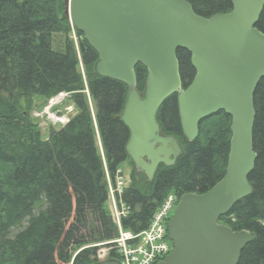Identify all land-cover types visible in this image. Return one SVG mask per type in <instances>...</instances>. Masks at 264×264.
Listing matches in <instances>:
<instances>
[{
  "label": "trees",
  "instance_id": "16d2710c",
  "mask_svg": "<svg viewBox=\"0 0 264 264\" xmlns=\"http://www.w3.org/2000/svg\"><path fill=\"white\" fill-rule=\"evenodd\" d=\"M187 1L207 18L233 9L232 0ZM65 10L64 0H0V264H94L99 247L92 245L117 236L106 207V170L114 175L126 161L133 166L126 148L130 130L119 119L128 87L94 73L98 53ZM257 28L264 33V9ZM177 56L186 88L196 70L187 50ZM136 73L142 94L147 68L138 64ZM61 93L70 95L77 113L44 139L31 117L34 99ZM254 101L253 192L220 219L234 231L255 234L238 264H264V77ZM157 118L183 151L174 165H161L152 182L133 167L123 194L130 213L122 225L135 233L149 227L169 194L210 190L228 162L232 119L225 112L204 119L194 141L184 135L177 94L164 101Z\"/></svg>",
  "mask_w": 264,
  "mask_h": 264
},
{
  "label": "water",
  "instance_id": "95a60500",
  "mask_svg": "<svg viewBox=\"0 0 264 264\" xmlns=\"http://www.w3.org/2000/svg\"><path fill=\"white\" fill-rule=\"evenodd\" d=\"M72 25L98 53L94 73L124 82L127 98L119 119L130 130L128 156L153 180L159 165L182 153L173 136L161 134L157 116L164 101L178 95L184 135L194 141L201 122L221 111L232 118L230 151L223 178L203 194L186 193L168 225L174 250L158 264H238L250 231L220 223L253 192L249 181L254 149L255 92L264 77V33L257 28L264 0H232L230 13L209 18L187 0H64ZM179 49L196 70L183 88ZM147 68L145 89H137L136 66ZM95 264H121L109 259Z\"/></svg>",
  "mask_w": 264,
  "mask_h": 264
},
{
  "label": "built area",
  "instance_id": "2783aa9c",
  "mask_svg": "<svg viewBox=\"0 0 264 264\" xmlns=\"http://www.w3.org/2000/svg\"><path fill=\"white\" fill-rule=\"evenodd\" d=\"M123 191V181L118 179L115 186L110 184L113 213L120 227V235L111 241L98 244V259H104L112 252L120 255L123 264H155L170 252L166 235V223L177 201L175 195H169L154 214L151 224L145 231L134 234L121 228L122 217L127 214V207L117 196Z\"/></svg>",
  "mask_w": 264,
  "mask_h": 264
},
{
  "label": "rangeland",
  "instance_id": "374dc122",
  "mask_svg": "<svg viewBox=\"0 0 264 264\" xmlns=\"http://www.w3.org/2000/svg\"><path fill=\"white\" fill-rule=\"evenodd\" d=\"M67 15V14H66ZM71 38L76 42V46L79 45L78 37L74 32L71 33ZM92 109L94 110L93 103L91 102ZM48 108H49V100H45L41 97H37L34 99V107L31 112V117L33 121L39 126L40 130L42 131V135L44 139L49 138V133L51 128H61L65 120H56L48 115ZM50 114L62 112L66 117H73L77 113V109L71 100H65L59 105H55L49 109ZM99 141V140H98ZM122 169L124 170L125 178L127 179V184L131 183V174L133 171V166L131 163L124 162L122 164ZM107 207V206H106ZM109 214H112V209L110 206L107 208ZM174 214V213H173ZM113 215V214H112Z\"/></svg>",
  "mask_w": 264,
  "mask_h": 264
},
{
  "label": "flooded vegetation",
  "instance_id": "af4514ba",
  "mask_svg": "<svg viewBox=\"0 0 264 264\" xmlns=\"http://www.w3.org/2000/svg\"><path fill=\"white\" fill-rule=\"evenodd\" d=\"M176 161H177V160H176ZM160 166H161V165H160ZM160 166H159V168H160ZM159 168H158V169H159ZM136 172H137V173H140V174H143V175L145 174L144 172H142V171H139V170H138V171H136ZM156 173H157V172H156ZM144 176L146 177V175H144ZM155 176H156V174H155ZM146 178H147V177H146Z\"/></svg>",
  "mask_w": 264,
  "mask_h": 264
}]
</instances>
